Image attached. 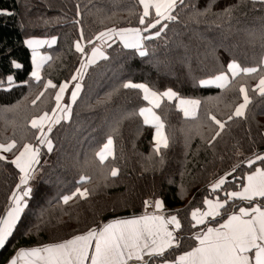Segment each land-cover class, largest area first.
Wrapping results in <instances>:
<instances>
[{
    "label": "trees",
    "instance_id": "obj_1",
    "mask_svg": "<svg viewBox=\"0 0 264 264\" xmlns=\"http://www.w3.org/2000/svg\"><path fill=\"white\" fill-rule=\"evenodd\" d=\"M77 4L80 17L76 16ZM209 4L211 11L197 14ZM225 8L231 9L230 19L222 13ZM0 9L13 13L0 15V141L14 136L20 144L36 143L35 130L26 121L55 107L56 90L51 88L32 105L43 83L48 79L57 85L70 81L79 67L80 54L73 47L79 26L74 20H80L86 39L106 27H142L138 0H0ZM176 14L178 21L169 23L160 37L145 41L148 56L140 57L116 39V43L108 42L111 47H104L109 59L88 67L81 93L72 104L71 119L61 121L50 134L53 151L41 147L38 171L29 182L28 208L9 244L0 250V264H6L20 247L58 242L116 217L143 214V202L157 198L163 200L167 214H177L181 221L179 249L169 250L178 255L195 244L192 234L199 227H192V210L204 209L205 198L240 188L239 178L250 171L242 161L264 152V96L253 91L258 74L236 77L227 90L204 87L199 80L217 73L221 65L226 69L232 58L242 66H253L264 55V39L260 38L264 0H184L183 5L178 3ZM52 36L57 37L56 43L42 49L52 59L45 62L43 79L37 83L30 76L32 51L23 42ZM13 59L23 67H13ZM10 74L15 80L8 88ZM24 80L29 83H20ZM128 80L159 92L172 88L181 98L200 101L195 118H186L175 102L167 100L156 109L169 139L168 148H162L159 155L154 150L155 129L139 116V108L149 105L141 90L122 87ZM240 83L251 97L246 117L227 121L209 147L206 140L215 126L207 113L226 120L234 105L243 100ZM109 134L115 158L101 164L95 152ZM6 155L13 158V153ZM256 164L264 166L259 161ZM234 165H238L236 179L211 192L209 185ZM111 167L119 169L116 177L109 174ZM18 172L11 163L0 161V214L19 182ZM81 175L90 179L82 182ZM77 186L87 187L90 195L63 204L59 197ZM239 203L232 200L225 207L231 211ZM41 212L46 223L38 232L25 234ZM222 217L223 210L213 224Z\"/></svg>",
    "mask_w": 264,
    "mask_h": 264
},
{
    "label": "snow or ice",
    "instance_id": "obj_2",
    "mask_svg": "<svg viewBox=\"0 0 264 264\" xmlns=\"http://www.w3.org/2000/svg\"><path fill=\"white\" fill-rule=\"evenodd\" d=\"M178 3L183 5L184 0H138V6L141 9L138 23L142 27H106L96 33L92 39L85 38L84 28L79 19L73 21L79 26L78 39L73 42L75 52L80 54L79 67L76 68L70 81L57 85L51 79L46 80L42 90L31 101L32 105H36L45 91L49 88L56 90L55 107L50 112L43 111L33 115L26 121L35 130L33 135L36 143L25 141L20 144L14 136L0 141V161L11 163L19 170V182L8 196V203L0 214V249H4L9 244L10 238L13 237L22 217L25 216L28 199L32 195L29 182L38 171L36 166L40 163L41 146L46 147L49 153L53 151L54 144L50 134L55 125L71 119L72 104L80 95L82 81L88 67L96 64L98 60L109 59V54L104 47H111L108 42L116 43V38L124 48L134 50V53L140 57L148 56L145 41L160 37L169 27V23L178 21L179 17L176 14ZM209 11H211L210 4L203 12L198 11L197 14L204 15ZM222 13L226 18H231V9L225 8ZM12 14L7 9H0V15ZM76 16H81L79 4L76 5ZM260 38L264 39V32L261 33ZM56 41L57 37L52 36L45 40L29 38L23 42L32 50L30 76L37 83L43 79L41 72L45 62L52 59L50 56L41 55L37 49L44 44L51 46ZM11 64L16 69L23 67L14 59ZM253 74H258V83L253 91L264 96V55L253 66H242L235 58H232L227 62L226 69L221 65V70L206 79H200L199 84L202 86L214 84L222 90H227L233 85L236 77ZM6 80L8 88H11L15 80L14 76L10 74ZM72 81L75 84L71 90V103L62 104L65 91ZM2 83L3 81H0V84ZM20 83L28 84L29 81L24 80ZM122 87L141 90L143 99L151 106L140 107L138 111L139 116L143 117V123L150 124L155 129L154 150L158 155L162 148H168L169 139L164 130V121L153 111V107L159 108L164 98L169 101L176 98L179 101L178 107L185 117L197 116L200 101L181 98L172 88L159 92L145 83H134L131 80L123 82ZM238 92L243 100L234 105L226 120L217 118L212 112L207 113V119L215 126L212 135L206 140L209 147L213 146L217 138L221 136L227 121L246 117V109L251 103V97L243 83L238 85ZM7 153H13L11 160ZM95 156L99 158L101 164L108 157L115 158L114 140L111 134L107 136L102 148L95 152ZM257 161L264 165V153L253 154L242 161L248 165L250 171L239 178L240 190L225 189L224 199L205 198L206 210L202 211L200 208L192 210L191 219L194 221L192 227L195 228L197 225H203V227L192 234L194 246L189 250L180 251L178 255L169 250L179 249L180 240L176 233L182 228L181 221L177 214L165 215L164 202L157 198L151 202L149 200L143 202V214L116 217L58 242L20 247L14 251L6 264H264V166H255ZM162 162L163 157H161ZM237 167L238 165H234L231 171L225 172L216 179L210 185L213 191L222 189L227 177L231 176ZM118 172L117 167L109 169L112 177H116ZM89 179L90 177L85 175L80 177L82 182ZM89 195L87 187L77 186L69 194L60 196L59 200L67 205L74 197L87 198ZM235 199L248 201L250 206L228 211L225 206L230 200ZM150 204L153 208L151 212L148 211ZM222 210V221L213 224L215 218L221 216ZM44 223H46L44 212H41L25 234H30L33 230L38 232Z\"/></svg>",
    "mask_w": 264,
    "mask_h": 264
},
{
    "label": "rangeland",
    "instance_id": "obj_3",
    "mask_svg": "<svg viewBox=\"0 0 264 264\" xmlns=\"http://www.w3.org/2000/svg\"><path fill=\"white\" fill-rule=\"evenodd\" d=\"M118 41H119V39L118 38H116ZM54 45V44H53ZM49 45L48 44H44V45H42L41 47H39L38 49H37V51L41 54V55H43V53H42V49L44 48V47H48ZM105 50V49H104ZM32 51V50H31ZM48 56V55H47ZM99 61V60H98ZM74 84L75 83H72V85H71V87L69 88V89H67L66 91H65V94H64V97H63V100L61 101V103L62 104H66V103H70V99H71V90H72V88H73V86H74ZM56 126V125H55ZM54 126V127H55ZM53 127V128H54ZM41 147H43V146H41ZM262 153H264V152H262ZM110 158H112V157H109L108 159H110ZM108 159H106L105 161H107ZM104 161V162H105ZM260 163V162H259ZM245 165L248 167V165L245 163ZM255 166H260L259 164H256ZM236 179V175L235 174H232L230 177H228L227 178V181H226V183H225V185L226 184H228L227 182L228 181H234L235 179ZM224 185V186H225ZM223 187V186H222ZM210 188V187H209ZM210 190H211V188H210ZM219 190V189H218ZM213 190H211V192H212ZM217 191V190H216ZM232 191V190H231ZM217 195H218V197L220 198V199H224L225 198V191L224 192H222L221 194H218L217 193ZM230 202V201H229ZM242 205V203H239L238 205H236V206H234V208L236 209V208H238V206L239 205ZM153 210V208H152V206L150 205L149 206V208H148V211L149 212H151ZM201 210H204V209H201ZM178 235V234H177Z\"/></svg>",
    "mask_w": 264,
    "mask_h": 264
},
{
    "label": "crops",
    "instance_id": "obj_4",
    "mask_svg": "<svg viewBox=\"0 0 264 264\" xmlns=\"http://www.w3.org/2000/svg\"><path fill=\"white\" fill-rule=\"evenodd\" d=\"M37 39V38H36ZM41 40H45V39H41ZM44 55V54H43ZM70 85H71V83L69 84V87H70ZM204 87H214V88H218L216 85H214V84H209V85H203ZM69 89V88H68ZM81 93V92H80ZM79 97V96H78ZM77 97V98H78ZM163 100H167V98H164V99H162V101H161V103L163 102ZM167 101H169V100H167ZM170 102H175L176 104H177V108L182 112V110L178 107V103H179V101L176 99V98H173V100H171ZM70 103H71V99H70ZM147 103H148V101H147ZM149 105V104H148ZM161 105V104H160ZM148 107H151L150 105L148 106ZM156 109L157 108H155V107H153V111L154 112H156ZM198 109H199V107H198ZM198 109H197V113H198ZM183 113V112H182ZM157 114V113H156ZM184 115V114H183ZM143 118V117H142ZM186 118H193V117H186ZM149 126H152V125H150L149 124ZM153 127V126H152ZM154 128V127H153ZM109 158V157H108ZM228 177H230V176H228ZM227 177V178H228ZM214 182V181H213ZM212 182V183H213ZM211 183V184H212ZM210 184V185H211ZM209 185V187L211 188V186ZM211 190H213L212 188H211ZM218 190V189H217ZM237 190H240V188L239 189H237ZM232 191H235V190H232ZM212 192H214V191H212ZM218 197V195L216 194V195H214V197L212 198V199H216ZM258 200H259V198H257ZM235 200H239V199H235ZM230 201H232V200H230ZM240 201V203H242V205L240 204L239 206H238V208L239 207H246V206H250V202H248V201H242V200H239ZM206 208H207V206H205V208H204V210H206ZM238 208H236V209H238ZM203 211V210H202ZM163 212H164V214L165 215H170V214H167V212H165L164 211V209H163ZM217 218H219V217H216L215 218V220L217 219ZM210 220L212 219V218H209ZM214 220V221H215ZM198 227H199V229L200 228H202L203 227V225H197ZM198 229V230H199ZM179 232V231H178ZM178 232L176 233V235L178 234ZM178 236V235H177ZM1 250V249H0Z\"/></svg>",
    "mask_w": 264,
    "mask_h": 264
}]
</instances>
